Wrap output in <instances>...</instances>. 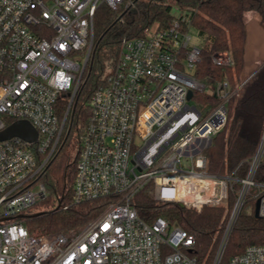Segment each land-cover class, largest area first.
Wrapping results in <instances>:
<instances>
[{
    "label": "built area",
    "instance_id": "built-area-1",
    "mask_svg": "<svg viewBox=\"0 0 264 264\" xmlns=\"http://www.w3.org/2000/svg\"><path fill=\"white\" fill-rule=\"evenodd\" d=\"M132 3L0 0V132L27 120L38 133L34 142L0 140V264H205L190 254L194 234L163 216L151 222L139 216L131 202L150 182L157 200L198 209L226 204L235 194L213 264H220L249 197L260 200L264 217V181L254 179L264 135L244 178L208 172L205 150L225 127L227 103L240 87L231 91L221 81L215 88L219 103L202 114L188 98L190 90L205 89L194 74L202 46L191 25L174 18L123 38L106 83L92 97L73 202L110 197L108 206L76 232L33 234L25 225L24 214L48 196L39 178L61 145L91 54L97 10ZM213 60L232 63L228 52ZM65 93L70 102L62 120L58 102ZM229 264H264V245H249Z\"/></svg>",
    "mask_w": 264,
    "mask_h": 264
},
{
    "label": "trees",
    "instance_id": "trees-1",
    "mask_svg": "<svg viewBox=\"0 0 264 264\" xmlns=\"http://www.w3.org/2000/svg\"><path fill=\"white\" fill-rule=\"evenodd\" d=\"M255 13L264 29V0H133L132 4L117 8L101 5L95 16L93 48L65 121L61 145L39 178L48 192L38 203L44 210L23 216L29 231L33 234L79 231L110 203V197L73 202L77 159L91 114V100L95 91L106 83L123 38L140 35L155 21L166 26L179 18L184 27L191 25L196 31L203 51L194 74L205 89L195 91L193 102L202 114L209 113L219 103L215 88L221 81L227 80L231 91L241 86L227 103L225 127L213 137L205 155L208 172L244 178L264 135V65L245 82L264 60L259 57L254 69H248L250 73L246 74L247 17ZM218 52H228L232 63L216 64L213 55ZM69 102L70 94L60 96L58 114L62 120ZM254 179L264 181V155ZM234 187L240 188L241 183L236 182ZM153 191L154 183L150 182L133 197L131 203L139 216L149 222L163 216L170 223L180 224L196 238L190 254L205 264H213L235 194L230 192L227 205L205 204L198 209L180 202H161ZM255 206L256 199L252 197L242 206L220 264H229L231 257L244 252L249 245H264V217L255 216Z\"/></svg>",
    "mask_w": 264,
    "mask_h": 264
},
{
    "label": "rangeland",
    "instance_id": "rangeland-1",
    "mask_svg": "<svg viewBox=\"0 0 264 264\" xmlns=\"http://www.w3.org/2000/svg\"><path fill=\"white\" fill-rule=\"evenodd\" d=\"M259 19H260V17L257 13L253 14V16L249 15L247 17V21H249L247 63H246V69H245L247 75L250 73L248 69H250V70L254 69L253 67H255V64L257 63L256 61L258 59H260V58H261L260 60L264 59V29L260 25ZM191 31H192L194 40L199 43V37H198L196 31L194 29H192ZM92 48H93V45H92ZM263 63H264V60L261 62L259 67ZM253 73L249 74L247 79ZM192 102H193V100H192ZM226 205H227V203H226ZM41 210H44L43 205L37 203L36 205L32 206L31 209H29L26 213L33 214V213H37Z\"/></svg>",
    "mask_w": 264,
    "mask_h": 264
},
{
    "label": "water",
    "instance_id": "water-1",
    "mask_svg": "<svg viewBox=\"0 0 264 264\" xmlns=\"http://www.w3.org/2000/svg\"><path fill=\"white\" fill-rule=\"evenodd\" d=\"M263 65L264 63L245 82H247ZM193 95H194L193 90H190L188 93V98L192 99ZM14 136H19L29 142H34L37 140L38 133L37 130L29 121L17 120L12 124H10L5 130L0 132V140L12 138ZM259 208H260V200L258 199L255 206L256 217H261L259 213Z\"/></svg>",
    "mask_w": 264,
    "mask_h": 264
},
{
    "label": "bare ground",
    "instance_id": "bare-ground-1",
    "mask_svg": "<svg viewBox=\"0 0 264 264\" xmlns=\"http://www.w3.org/2000/svg\"><path fill=\"white\" fill-rule=\"evenodd\" d=\"M182 187V186H181ZM180 187V188H181ZM180 192H182V195H185L186 193H185V191H184V189H183V187L180 189Z\"/></svg>",
    "mask_w": 264,
    "mask_h": 264
},
{
    "label": "crops",
    "instance_id": "crops-1",
    "mask_svg": "<svg viewBox=\"0 0 264 264\" xmlns=\"http://www.w3.org/2000/svg\"><path fill=\"white\" fill-rule=\"evenodd\" d=\"M251 16H253V15H251Z\"/></svg>",
    "mask_w": 264,
    "mask_h": 264
}]
</instances>
